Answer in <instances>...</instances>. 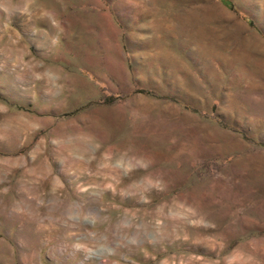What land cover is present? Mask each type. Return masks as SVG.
I'll return each instance as SVG.
<instances>
[{"label":"rangeland","instance_id":"obj_1","mask_svg":"<svg viewBox=\"0 0 264 264\" xmlns=\"http://www.w3.org/2000/svg\"><path fill=\"white\" fill-rule=\"evenodd\" d=\"M0 0V264H264V0Z\"/></svg>","mask_w":264,"mask_h":264},{"label":"trees","instance_id":"obj_2","mask_svg":"<svg viewBox=\"0 0 264 264\" xmlns=\"http://www.w3.org/2000/svg\"><path fill=\"white\" fill-rule=\"evenodd\" d=\"M223 1H224L225 3H227L226 0H223Z\"/></svg>","mask_w":264,"mask_h":264}]
</instances>
